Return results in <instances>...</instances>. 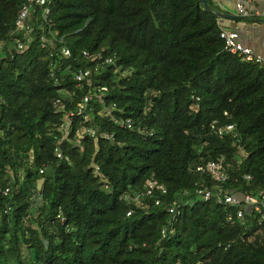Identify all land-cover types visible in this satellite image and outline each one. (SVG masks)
Instances as JSON below:
<instances>
[{
    "label": "trees",
    "instance_id": "1",
    "mask_svg": "<svg viewBox=\"0 0 264 264\" xmlns=\"http://www.w3.org/2000/svg\"><path fill=\"white\" fill-rule=\"evenodd\" d=\"M24 2L0 0V264H264V221L206 200L215 182L195 169L225 157L230 191L264 194V66L225 48L218 11L203 0H50L63 43L35 38L18 53ZM86 67L109 87L114 116L151 136L100 116L98 102L64 136L88 91L73 72ZM85 125L114 138L77 143ZM151 179L167 191L148 194Z\"/></svg>",
    "mask_w": 264,
    "mask_h": 264
},
{
    "label": "built area",
    "instance_id": "2",
    "mask_svg": "<svg viewBox=\"0 0 264 264\" xmlns=\"http://www.w3.org/2000/svg\"><path fill=\"white\" fill-rule=\"evenodd\" d=\"M225 8V5H222ZM226 9V8H225ZM237 14L242 16H250L251 8L245 3L237 4ZM221 16H218L217 22L220 28V36L225 42V48L232 53L239 54L245 61H257L262 66H264V57L261 54L256 53L253 48L246 46L241 40L240 35L237 31L229 29L221 24ZM54 20L52 17V8L50 5V0H25L22 5L18 17L15 22V32H23V41L21 38L15 36L13 40L16 45V51L21 53L25 51L31 42L35 38H39L43 46L51 45L57 47L59 44L63 43V37L60 36L59 32L53 27ZM13 32V33H15ZM61 53L65 57H70L72 54L71 49L68 46L61 47ZM84 56L93 61L102 59V52L92 54L89 51H84ZM3 55L0 53V67L1 59ZM112 58H105V62H112ZM98 65H96V69ZM74 79L77 81L79 87L87 86L88 91L83 95L81 101L78 103L75 109L71 110L64 116V122L62 124V129L64 130V136L68 134V129L71 125V117L75 114H92L94 113L95 107L93 102L100 103V109L98 114L102 117H111L115 122L126 125L129 129H137L140 134L145 136H151V132L137 126L132 119L121 120L115 117L114 110L116 109L115 104L109 105L106 101L105 96L109 93L110 89L107 85H96L92 79L93 70L91 67L80 68L74 71ZM61 93L64 95H69L67 89H61ZM56 106H60L59 109L65 110V104L61 101V98L56 99ZM211 128L214 132L222 135L228 132L235 131L234 124L228 125H217L216 121L211 123ZM90 135L95 138L103 137L106 139H113L114 134L108 131H97L94 127L82 126L76 130L75 139L77 143H80L82 139ZM235 136L238 133L234 132ZM62 137V139L64 138ZM56 155L59 158H63V152L61 147L56 148ZM196 171L208 175L212 182H215V186L212 188H207L203 194L206 200L215 199L219 202L229 203L237 207L236 217L238 219H245L246 216L249 218L254 216L258 221H264V194H252V193H242L230 191L225 184L229 181V174L227 172V166L225 163V157H218L216 159H210L206 163H199L195 167ZM250 178L249 176H246ZM162 192H166L167 188L164 185H159L158 181L151 179L147 181L148 194L158 187ZM6 189L5 193H7ZM1 192V189H0ZM160 200L157 201L159 203ZM179 205H171L170 212L175 216L179 213ZM131 212H128L130 215ZM164 235L166 234V229H163Z\"/></svg>",
    "mask_w": 264,
    "mask_h": 264
},
{
    "label": "crops",
    "instance_id": "3",
    "mask_svg": "<svg viewBox=\"0 0 264 264\" xmlns=\"http://www.w3.org/2000/svg\"><path fill=\"white\" fill-rule=\"evenodd\" d=\"M211 7L221 13L235 14L237 18L221 17V24L235 30L240 40L264 57V0H210ZM245 3L251 8L250 16L237 14V4ZM225 5V8L222 7Z\"/></svg>",
    "mask_w": 264,
    "mask_h": 264
},
{
    "label": "water",
    "instance_id": "4",
    "mask_svg": "<svg viewBox=\"0 0 264 264\" xmlns=\"http://www.w3.org/2000/svg\"><path fill=\"white\" fill-rule=\"evenodd\" d=\"M204 6L206 9H213L211 5L209 4L208 0H203ZM218 16L225 17V18H237L238 16L235 14H229V13H221L217 12Z\"/></svg>",
    "mask_w": 264,
    "mask_h": 264
}]
</instances>
